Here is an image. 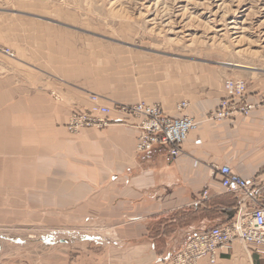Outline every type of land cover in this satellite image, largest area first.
<instances>
[{
	"label": "crops",
	"instance_id": "obj_1",
	"mask_svg": "<svg viewBox=\"0 0 264 264\" xmlns=\"http://www.w3.org/2000/svg\"><path fill=\"white\" fill-rule=\"evenodd\" d=\"M130 50H116L115 58ZM108 53L68 27L0 23V187L44 188L89 231L66 253L0 264H165L190 236L228 224L238 212L240 200L222 188L214 164L230 165L264 202V118L209 120L226 95L223 79L204 86L179 78L150 93L113 76V64L130 59ZM90 94L103 96L111 123L72 133L70 115L93 108ZM182 100L199 120L182 153L174 157L166 145L137 152V118L115 105L157 104L176 116ZM217 258L197 264H264V253L238 240Z\"/></svg>",
	"mask_w": 264,
	"mask_h": 264
},
{
	"label": "rangeland",
	"instance_id": "obj_2",
	"mask_svg": "<svg viewBox=\"0 0 264 264\" xmlns=\"http://www.w3.org/2000/svg\"><path fill=\"white\" fill-rule=\"evenodd\" d=\"M11 22H47L89 35L108 59H130L114 63L113 76L150 93L184 78L204 86L223 79L227 94L225 81L243 78L249 95L264 100V0H0V23ZM127 48L134 53L115 58ZM257 117L264 118V104L239 121ZM19 187H0V260L42 261L70 251L71 241L89 232L44 188L13 186Z\"/></svg>",
	"mask_w": 264,
	"mask_h": 264
},
{
	"label": "built area",
	"instance_id": "obj_3",
	"mask_svg": "<svg viewBox=\"0 0 264 264\" xmlns=\"http://www.w3.org/2000/svg\"><path fill=\"white\" fill-rule=\"evenodd\" d=\"M8 56H15L10 49H4ZM226 96L211 109L207 119L216 121L237 120L248 116L264 100L257 101L249 95L243 78H229L225 81ZM94 105L90 110L75 109L70 115L68 128L78 132L84 128L103 129L110 122L111 108L100 103L96 94L90 96ZM117 111L126 116L137 118V152H149L156 146H168L174 157L182 153V146L189 134L198 127V119L188 113L191 104L181 101L177 106L176 116L167 114L157 104L144 102L115 105ZM218 179L226 192L236 195L240 200L237 214L228 224L217 225L210 229L200 230L186 241L184 248L171 256L165 264H197L202 259L211 263L217 261L221 249L230 248L233 241L238 240L245 246H253L259 253H264V202L257 201L252 182L239 175L230 165L214 164ZM207 197V195L205 194Z\"/></svg>",
	"mask_w": 264,
	"mask_h": 264
},
{
	"label": "water",
	"instance_id": "obj_4",
	"mask_svg": "<svg viewBox=\"0 0 264 264\" xmlns=\"http://www.w3.org/2000/svg\"><path fill=\"white\" fill-rule=\"evenodd\" d=\"M228 65H231V64H228Z\"/></svg>",
	"mask_w": 264,
	"mask_h": 264
}]
</instances>
